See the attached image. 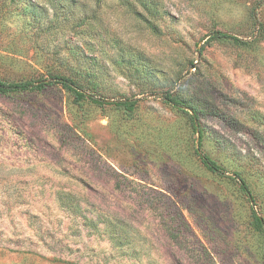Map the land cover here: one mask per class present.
I'll return each mask as SVG.
<instances>
[{
	"label": "rangeland",
	"instance_id": "374dc122",
	"mask_svg": "<svg viewBox=\"0 0 264 264\" xmlns=\"http://www.w3.org/2000/svg\"><path fill=\"white\" fill-rule=\"evenodd\" d=\"M263 29L264 0H0V79L138 99L0 92V264H264Z\"/></svg>",
	"mask_w": 264,
	"mask_h": 264
},
{
	"label": "trees",
	"instance_id": "16d2710c",
	"mask_svg": "<svg viewBox=\"0 0 264 264\" xmlns=\"http://www.w3.org/2000/svg\"><path fill=\"white\" fill-rule=\"evenodd\" d=\"M264 32V29L262 30ZM211 38L213 39H230L238 43L246 44L248 41L245 39H242L238 36L232 35L225 31H215ZM53 84H60L64 88L71 90L75 92L78 96V98H88L94 102L97 103H106V102H112L124 109L132 110L135 105L137 104L138 99L135 97H127L124 96L122 99L118 100H110L107 99L105 96H102L100 94L94 93L96 91L95 86H89L90 83L87 85L64 75H58V74H51L48 78L45 79H27V80H21V81H6L3 79H0V92L2 93H11V92H24L28 90H35V89H43L48 85ZM165 102L171 104L174 107H177L179 109L184 110L190 117L191 125L195 130L200 132L199 128V114L201 110L197 109L195 106L190 105L187 103L179 94L173 93L170 90H167L162 95ZM190 110V111H189ZM197 154L199 158L201 159L202 163L209 168L214 173H218L221 175H225L227 173L226 169L219 164L216 160H214L209 155L203 153L201 149H197ZM233 178H235L238 183L240 184L243 192L248 196L251 197L252 193L250 191L249 185L247 184V181L239 174L234 173ZM256 222L258 225L263 229L264 232V220L257 216L255 217Z\"/></svg>",
	"mask_w": 264,
	"mask_h": 264
}]
</instances>
